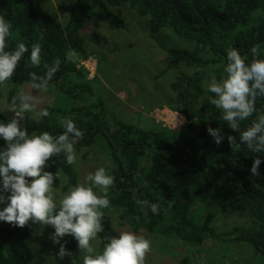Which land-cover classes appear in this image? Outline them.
Masks as SVG:
<instances>
[{"label": "trees", "instance_id": "1", "mask_svg": "<svg viewBox=\"0 0 264 264\" xmlns=\"http://www.w3.org/2000/svg\"><path fill=\"white\" fill-rule=\"evenodd\" d=\"M124 4L145 19L151 36L169 29L177 38L193 45L191 49H166L163 60L167 69L189 68L190 72L180 74L169 85L174 94L170 109L179 113L187 124L180 132L143 130L109 118L107 109L98 100L65 112L84 133L75 140V150L92 147L99 137L108 142L116 163L109 171L114 176V185L108 194L109 208L117 209L121 218L131 225L154 236L176 237L196 250L208 241L246 244L264 261V153H252L246 145L239 152L232 151L227 137L232 135L239 141L240 134L223 121L221 111L210 103L209 98L214 94L204 89L210 73L217 80L223 78L230 47L238 49L250 62L253 58L250 49L258 43L262 54L257 58L264 59V0H74L65 25L42 7L41 0H0V13L12 25L6 51L15 50L19 43L29 49L13 77L6 81V86H10L8 106L18 86L30 84V73L43 75L44 64L50 65L57 58L61 60L60 69L49 85L73 99L89 93L93 80L80 66L89 59L80 33L91 18L123 28V22L111 8ZM35 43L42 49L39 67L30 62L31 47ZM69 50L78 53L74 62L66 60ZM3 87L0 85V99ZM42 108L48 109V117L37 122L26 114L22 127L29 134L43 131L53 136L61 134L64 129L54 118L59 111ZM256 108L257 112H264V97L257 98ZM255 117L256 113L241 122V129L251 126ZM8 119L0 112V123ZM209 126L220 129L221 144L217 145L207 132ZM5 146L0 139V149ZM257 156L262 162L259 175L253 176L251 166ZM49 165L45 170L53 173L59 170L67 178L64 186L59 180L54 181V189L65 193L77 184L78 175L63 154L53 157ZM194 194H202L216 205L231 202L251 225L218 234L213 228L196 223L191 217ZM140 200L156 204L158 214H153L147 205H138ZM103 211L104 231L98 234V251L103 250L106 237L119 235L107 209ZM28 236L27 226L14 227L0 221V264H33ZM65 242L66 248L75 255L78 247L74 237L61 241ZM187 261L186 257L181 264Z\"/></svg>", "mask_w": 264, "mask_h": 264}, {"label": "clouds", "instance_id": "2", "mask_svg": "<svg viewBox=\"0 0 264 264\" xmlns=\"http://www.w3.org/2000/svg\"><path fill=\"white\" fill-rule=\"evenodd\" d=\"M12 25L0 13V85L13 77L19 62L29 51L24 43H19L13 51H6L7 40L11 35ZM41 45L31 47V65L41 64ZM252 59L247 61L236 48L227 50L224 76L217 80L212 76L206 85V91L213 93L210 103L222 113L223 121L236 132L239 141L228 135L227 139L233 152H239L246 145L252 153H264V112H257L258 97H264V59L260 57L261 46L254 44L251 49ZM78 53L69 50L66 60L74 62ZM61 60L55 59L50 65L44 64L43 75L29 74L30 84L12 97L9 111L13 114L7 122L0 123V139L5 147L0 149V204L6 206L0 210V221L14 227H25L29 222L42 226H51L54 232L50 239L59 245L57 257L63 260L72 256L65 243V236H72L77 241L82 264H145L146 255L151 251V241L135 231H121L118 236L106 237L102 251L93 243L98 234L104 231L102 220L104 209L110 206L109 189L114 185V176L104 167L88 173L83 183L71 187L57 200L53 189L54 181L64 183L62 173L47 171L49 161L61 154L68 165H77L79 156L75 150L76 139L84 133L68 117L60 123L64 131L53 136L47 131L40 134L29 132L22 127L26 114L33 121H39L50 115L43 103L41 93L47 92L50 81L59 71ZM256 113L251 126L241 129V122ZM183 121H177L182 123ZM207 132L217 145L223 141L219 128L208 127ZM261 158L257 156L251 166V174L259 175ZM99 194H98V192ZM138 205L149 206L153 214H158V206L146 200L137 201ZM171 208V203H169ZM123 211V210H122Z\"/></svg>", "mask_w": 264, "mask_h": 264}, {"label": "rangeland", "instance_id": "3", "mask_svg": "<svg viewBox=\"0 0 264 264\" xmlns=\"http://www.w3.org/2000/svg\"><path fill=\"white\" fill-rule=\"evenodd\" d=\"M73 2L74 0H41V5L65 25ZM111 11L123 22V28H115L106 20L91 18L80 33L84 40V51L89 55V59L81 62L80 66L87 70L88 78L93 80L89 86L90 92L73 99L49 85L48 91L40 94L43 99L40 107L46 106L59 111L54 118L60 123L65 117L71 118L65 112L99 100L107 109L109 118L143 130L169 129L180 132L187 122L179 113L170 109L174 103V94L170 92L169 85L177 76L190 71L185 66L167 69L163 60L166 49H191L193 45L177 38L169 29L151 36L145 19L140 18L126 4L112 7ZM212 76H215L214 73H210L206 80L205 91ZM28 85H19L16 94ZM9 89L10 86L3 87V97L0 99V112L8 118L13 115L6 101ZM181 120L183 122L176 127L177 121ZM96 142L90 148L79 152L76 150L79 160L72 167L78 175L77 184L83 183L85 176L99 167H104L109 173L116 166L108 142L101 137ZM62 177L64 186L67 178ZM54 191L57 200L64 194L61 189ZM5 206L6 204H1L2 209ZM191 208V217L196 223L211 227L218 234L226 233L233 227L246 229L251 225L246 215L229 201L216 205L204 195L194 194ZM106 213L118 234L121 231H135L151 241V251L146 255L145 264H181L186 257V264H264L260 256L246 244L208 241L204 247L196 250L176 237L154 236L131 225L121 218L120 212L115 208H108ZM26 226L33 264H82L79 249L75 255L64 257L63 260L57 257L59 245L49 238L54 232L51 226L31 222ZM68 237L65 236L62 240ZM93 243L98 250L99 240Z\"/></svg>", "mask_w": 264, "mask_h": 264}]
</instances>
